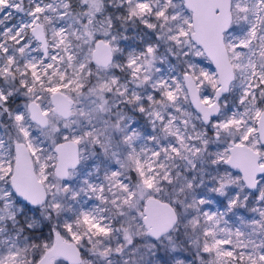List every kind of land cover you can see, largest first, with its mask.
Listing matches in <instances>:
<instances>
[{
  "label": "snow or ice",
  "instance_id": "1",
  "mask_svg": "<svg viewBox=\"0 0 264 264\" xmlns=\"http://www.w3.org/2000/svg\"><path fill=\"white\" fill-rule=\"evenodd\" d=\"M0 264H264V0H0Z\"/></svg>",
  "mask_w": 264,
  "mask_h": 264
}]
</instances>
